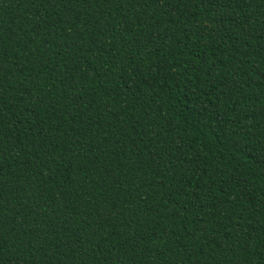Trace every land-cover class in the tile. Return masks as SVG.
Returning a JSON list of instances; mask_svg holds the SVG:
<instances>
[{
    "label": "trees",
    "instance_id": "16d2710c",
    "mask_svg": "<svg viewBox=\"0 0 264 264\" xmlns=\"http://www.w3.org/2000/svg\"><path fill=\"white\" fill-rule=\"evenodd\" d=\"M0 264H264V0H0Z\"/></svg>",
    "mask_w": 264,
    "mask_h": 264
}]
</instances>
